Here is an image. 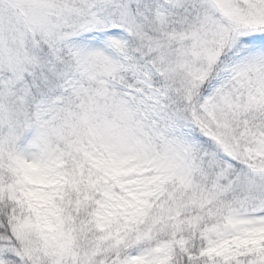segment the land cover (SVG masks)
I'll list each match as a JSON object with an SVG mask.
<instances>
[{
    "label": "snow or ice",
    "instance_id": "6c2138e0",
    "mask_svg": "<svg viewBox=\"0 0 264 264\" xmlns=\"http://www.w3.org/2000/svg\"><path fill=\"white\" fill-rule=\"evenodd\" d=\"M0 264H264V0H0Z\"/></svg>",
    "mask_w": 264,
    "mask_h": 264
}]
</instances>
